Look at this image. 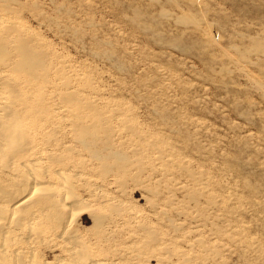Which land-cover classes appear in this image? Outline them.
I'll return each mask as SVG.
<instances>
[{"label": "rangeland", "instance_id": "1", "mask_svg": "<svg viewBox=\"0 0 264 264\" xmlns=\"http://www.w3.org/2000/svg\"><path fill=\"white\" fill-rule=\"evenodd\" d=\"M0 44L8 264H264V0H0Z\"/></svg>", "mask_w": 264, "mask_h": 264}, {"label": "bare ground", "instance_id": "2", "mask_svg": "<svg viewBox=\"0 0 264 264\" xmlns=\"http://www.w3.org/2000/svg\"><path fill=\"white\" fill-rule=\"evenodd\" d=\"M1 42H2V40H1ZM18 47H19L18 51L20 53L19 54L20 61L18 63V66H19L18 68H20V69L33 68L34 69V68L37 67L36 65H39L41 63L42 58H41V55H39V54L35 57V59H32V62L29 61V55L30 54H29L28 49H26V46L24 45V43L22 45H19ZM2 50H3V48H2V45L0 44V52ZM16 50H17V48H16ZM30 53H31V56H32L33 52H30ZM33 55H35V54H33ZM3 58H1V59H3ZM7 60L8 59H6V61ZM7 89H9V88H7ZM8 93H9V96L12 97V90H10ZM13 96H14V94H13ZM10 104H11V102H10ZM17 115L18 114L16 112H12V111L6 110V109L3 112V114H2V123H1L2 124V137L4 139V145H3V147L0 148V160L2 161V163L7 162L9 160V158L12 156V145L20 138V134H21V132H20L21 119L18 118ZM27 190H29V191L26 192ZM27 190L25 191V193H23V194L20 195V198H18L17 200H15V203H14L15 208H14L13 214L14 213H17V212L26 211L27 209H29L28 207L31 206V208L29 209V211H30L32 209V206H34V209H36V211H35L36 215H43L46 211L48 213V210H49V213H52L51 215L53 216V218L56 221L61 222L62 220L60 221L59 217L60 218L63 217V216H60V215H63V213H65V214L67 213V214H69V216H72L73 214L74 215L76 214V213H74L75 211L79 213V211H82V212L83 211H87V208H88L87 206L84 207L82 205L81 201H76L75 199H74L75 201L74 200L72 201L69 198V196H66L64 198L65 199L64 203L61 202L59 199H58V201H56V202L54 201L53 202V200H55L54 199L55 196L58 197L57 196L58 194H56V195L54 193L53 194L52 193H50V194H45L44 193L43 194L42 187H40V185L37 183V181H33L31 184H29V187L27 188ZM17 193H19V186H18V188H17V190L15 192V195ZM13 195L14 194L12 192H6L5 190H1L0 191V198L6 199V201H8V203H10V204H12V199H13L12 196ZM60 196H61V194H60ZM67 201H69V202L66 203ZM5 203L7 204V202H5ZM77 210H79V211H77ZM3 212L4 213L6 212V208L0 205V229L1 228H5V227H7L8 229L9 228H12V224H14V223H12L13 219H9V220L8 219H4V217H3L4 215H2ZM9 212H10V210H9ZM26 214L29 215V212L26 213ZM32 215L30 214V216H32ZM52 216H50V218ZM51 219H48V220L50 221ZM52 222H51V225L53 226V223ZM54 223H56V222H54ZM19 224H20V222H19ZM16 225H18V224H16ZM60 225H62V224L59 223V227H60ZM52 226H50V227H52ZM63 232H64V234L67 233L65 231H63ZM61 233H62V231H61ZM61 236H63V234H61ZM68 241L74 246L73 249H72L73 252H74V250H76L75 247H78L76 245L77 244V240L75 239V237L72 236V237L68 238ZM9 257L12 258V254H10ZM11 261H12V259H11ZM14 261H13L12 264H20V263L17 262V260L15 261V263H14ZM9 263H11V262H9ZM0 264H8V260L3 255V252L1 250H0Z\"/></svg>", "mask_w": 264, "mask_h": 264}]
</instances>
